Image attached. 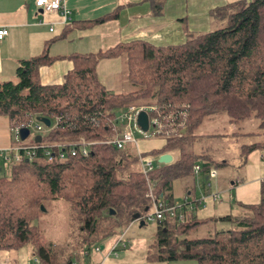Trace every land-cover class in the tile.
<instances>
[{"label": "trees", "instance_id": "trees-1", "mask_svg": "<svg viewBox=\"0 0 264 264\" xmlns=\"http://www.w3.org/2000/svg\"><path fill=\"white\" fill-rule=\"evenodd\" d=\"M143 1L156 13L161 8L157 0ZM121 9L74 25L86 29L118 19ZM210 17L223 26L187 35L182 45L133 41L70 55L73 68L58 85L40 83L39 69L54 61L46 52L20 61L15 81L0 82V116L7 118L10 130L39 117L54 122L35 144L33 159L21 152L8 175L0 167V252L30 246L39 264H81L91 249L137 222L133 215L142 218L146 208L150 211L149 186L155 200L173 204L177 182L185 196L193 195L194 166L200 165L208 177L210 169L217 172L226 164H215L196 148L202 140L196 131L205 119L218 114L232 123L254 118L264 135V0L231 3L212 10ZM114 58L122 60L129 92L108 91L97 76L98 63ZM130 106L147 108L150 119L162 127L165 141L159 149L142 155L133 147L106 143L116 135L115 111ZM81 141L90 145L86 157L76 147ZM263 149V140L241 146L243 163ZM164 153L172 155V163L142 172L140 156L158 159ZM57 202L67 206V216L64 232L55 237L52 231L59 223L50 219ZM187 203L175 217L157 221L148 261L264 264V191L259 204L240 207L241 216L200 219L193 212L197 205L190 209ZM208 222L233 227L192 237Z\"/></svg>", "mask_w": 264, "mask_h": 264}, {"label": "crops", "instance_id": "crops-1", "mask_svg": "<svg viewBox=\"0 0 264 264\" xmlns=\"http://www.w3.org/2000/svg\"><path fill=\"white\" fill-rule=\"evenodd\" d=\"M238 1L242 0H167L171 6L170 13L164 12L162 6L156 13L143 0H66L70 15L64 22L59 15L42 14L34 6V0H0V28L7 30V35L0 40V82L15 78V70L20 61L41 56L45 52L54 61L39 69V80L41 85L50 86L61 84L63 77L73 68L72 62L67 59L70 55L97 53L119 43L133 41H144L156 47L182 45L187 35L210 31L212 10ZM118 6L122 7L118 19L86 29L74 25L106 16ZM116 62H120L121 67L122 61L119 58L101 60L96 67L97 76L104 87L115 93L116 70L106 78L105 72L100 71V66L104 64V68L106 64L111 71ZM10 133L7 118L0 116V150H8L13 146L10 144ZM196 178L203 181V196L213 193L210 189L212 179L209 180L202 173L195 175ZM214 180L219 198L207 199L210 203L201 208L207 213L198 216L200 210L193 211L200 219L237 216L241 206L259 204L264 191V149L248 155L242 172L235 178L229 177L221 182L217 172ZM205 182L206 186H210L208 190L203 186ZM194 201L187 200L192 204L191 208L195 206ZM208 223L219 226V229L227 228V224L221 222ZM116 238L117 236L109 238L106 245L102 241L98 245L100 251H105V247L109 250ZM23 248L0 252V264H36L32 248L21 253L24 252ZM90 253L81 264H107L101 252H92L95 259L91 258Z\"/></svg>", "mask_w": 264, "mask_h": 264}, {"label": "rangeland", "instance_id": "rangeland-1", "mask_svg": "<svg viewBox=\"0 0 264 264\" xmlns=\"http://www.w3.org/2000/svg\"><path fill=\"white\" fill-rule=\"evenodd\" d=\"M170 1V0H169ZM157 3L163 7V11L170 13L171 6L168 4L167 0H157ZM159 7V6H158ZM210 31L215 30L223 26V23L220 21H215V19L210 17ZM181 24V23H180ZM186 27V24L184 25ZM188 34L190 32H187ZM122 61V60H121ZM102 64L100 66V71L105 72L106 78L110 75L114 74L116 70V78L114 83L116 84V93H125L132 90L128 80L127 74L125 71V67L123 63L116 62V66H112L111 71H109L108 66L105 64L103 68ZM15 81V78L12 79ZM112 81V79H111ZM108 88V87H107ZM112 92V91H111ZM124 111L118 110L115 111V118L120 119L123 116ZM54 124V122H52ZM50 125L52 127L53 125ZM259 121L254 118L246 119L237 123L229 122L227 116L224 114H218L212 117H209L203 121L202 124L197 128L196 134L202 136V140L197 145V149L201 152H204L208 155L215 164L226 163L224 165H220L217 168V172L219 174V180L225 181L229 177L235 178L238 173H241L243 170V159L240 155V148L243 145H250L255 142L264 141V135H262L263 131H259L258 129ZM39 125L36 119H33L30 135L24 141L25 144L34 143V137L38 134L42 135L44 132L49 131V128H44L43 131H37L36 126ZM118 129L121 130L123 127L127 126V123H118ZM154 129L150 128L149 137H145L139 131H132V138L135 141L134 148L137 149L139 153L142 155H146L151 153L154 150L159 149L164 143L165 139L159 135H152ZM245 136L246 134H249ZM254 133V134H253ZM10 144L14 145V137L10 133ZM135 151V150H134ZM259 151V150H256ZM256 151L252 153H256ZM250 153L249 155H251ZM258 153V152H257ZM136 156V155H135ZM140 163V161H139ZM153 166H158L157 159L152 157ZM1 174L8 175L10 170V164H6L0 160ZM232 182V180H230ZM202 179H195V193L193 195L185 196L183 191V186L181 183L177 182L175 185V196L176 201L183 202L184 199L189 200V202H193L194 200H198L202 198ZM211 183V191L213 193L218 192V188L216 186V182L214 179L210 180ZM220 183V182H219ZM205 204H209L210 201L206 200ZM54 206L52 210L53 217L50 219L53 222L59 223L56 226V229L52 231L53 236L56 237V233L64 232L65 230V219L67 216V206L64 203L57 202L52 204ZM196 210H200L198 212V216L202 213H207L206 211H202V206H196ZM56 208V209H55ZM210 209V206H209ZM152 209H150L151 211ZM210 211H208L209 213ZM244 211L239 210L237 212V216H241ZM56 215V216H55ZM233 226L227 225V228H232ZM225 227H222V229ZM157 229V222H146L143 227H139L137 222L133 223L128 231L127 238L125 240L126 247H117L114 252H111V249L108 250V247H105V251H100L101 255H103V259L107 264H149L150 261L147 260V255L151 252V245H154L155 235ZM219 231V226L213 224H206L202 226L192 237L194 238H205L208 236L214 235V233ZM109 238L103 240L102 243H107ZM106 245V244H105ZM30 249V246H25L22 250L25 253ZM108 250V251H107ZM94 252V249H91ZM91 255L92 259H95L93 253ZM15 253V252H14ZM88 259H86L87 262ZM163 263V262H162ZM150 264H161V262H151ZM170 264H195L190 261H181L178 263H170Z\"/></svg>", "mask_w": 264, "mask_h": 264}, {"label": "built area", "instance_id": "built-area-1", "mask_svg": "<svg viewBox=\"0 0 264 264\" xmlns=\"http://www.w3.org/2000/svg\"><path fill=\"white\" fill-rule=\"evenodd\" d=\"M34 6L36 9H38L42 14H56L59 15L62 18V21H67L69 19L70 12L66 8V0H34ZM7 35V30L4 28H0V40H2L5 36ZM153 109V108H152ZM150 109V110H152ZM140 111H145L147 113V108L145 107H135V106H130L127 109L124 110L123 116L120 117V119L115 118V125H114V133H116L115 138L113 140L107 141L106 143L109 145H112L116 147L117 149H123L127 146L133 147L135 146V141L132 138V131H139L141 134H143L145 137H149L148 133L150 128H153V134L152 135H162V127L157 123L155 119H150L149 118V126L147 132H142L139 127L137 126L136 119L137 115ZM148 114V113H147ZM32 121H29V123L23 127L29 130V135H30V129L32 125ZM124 121L127 123V126L123 127L121 130L118 129V123H124ZM39 125L36 126L37 131H43L44 128H46L43 124L39 123ZM21 128H15L12 129V135L14 137L15 144L8 150H0V160L3 161L6 164H10L12 161L18 162L20 157H21V152L23 154V158L27 160H31L34 158L35 155V150L38 148L34 143L32 144H25L21 145L19 144L20 138H19V130ZM48 129V128H47ZM46 133V132H44ZM40 135L41 137L44 135ZM37 136V135H36ZM35 138V137H34ZM89 144L85 143L84 141H81L76 147L79 148V151L81 152V155L83 157H86L89 151ZM62 152L60 153V158L63 156L64 149L63 147L61 148ZM71 154L75 155L76 148L71 147ZM136 149V148H135ZM137 150V149H136ZM140 165L142 172L144 174L151 172L153 170V164H152V158H142L141 156L139 157ZM194 174L198 175L201 172V166L196 165L194 166ZM209 180L210 179H216L217 178V172L214 169H210L209 175L207 177ZM209 187V185H208ZM148 197L152 201V207L151 211H148L142 218L141 220L145 222H157V221H162L166 217L167 218H173L179 213V210L182 208L183 205L187 203L185 202H174L173 204H170L168 202L164 201H157L154 198L152 188L149 186V192H148ZM219 194L216 193H209L208 195L202 196L201 199L195 200L194 203L197 206H205V201L207 199H212V200H218ZM188 204V203H187ZM191 208V206H190ZM181 220V216L178 218ZM132 225V224H131ZM130 225V226H131ZM130 226L125 228L119 236H117L115 243L112 245L111 252H114L115 248L117 247H126V238L128 235V231ZM95 252H100L99 248L94 249ZM34 262L36 264H39L38 259L34 258Z\"/></svg>", "mask_w": 264, "mask_h": 264}, {"label": "water", "instance_id": "water-1", "mask_svg": "<svg viewBox=\"0 0 264 264\" xmlns=\"http://www.w3.org/2000/svg\"><path fill=\"white\" fill-rule=\"evenodd\" d=\"M36 121L43 124L46 128H50V120L44 117H39L36 118ZM137 126L142 132H147L148 126H149V118L148 114L145 111H140L137 115L136 119ZM29 137V130L26 128H21L19 130V138L20 141L23 142ZM42 141V137L40 135L35 136L34 142L35 143H40ZM172 155L168 153H164L160 155L157 159L158 164H163V165H168L172 163ZM41 210L44 211L43 207H41ZM148 212V208L144 210V213ZM111 215H113V212L111 211ZM132 219L134 221L139 222V227H142L144 225V221L141 220L140 214H135L133 215Z\"/></svg>", "mask_w": 264, "mask_h": 264}]
</instances>
